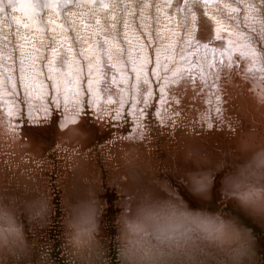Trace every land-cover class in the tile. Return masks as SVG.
Instances as JSON below:
<instances>
[{"label": "water", "instance_id": "water-1", "mask_svg": "<svg viewBox=\"0 0 264 264\" xmlns=\"http://www.w3.org/2000/svg\"><path fill=\"white\" fill-rule=\"evenodd\" d=\"M58 15L66 35L43 21L40 38H21L11 16H3L9 28L0 38V264H264V214L224 186L230 171L264 151L256 133L264 131V106L235 107L241 94L254 96L239 93L240 84L264 85V27L243 19L234 29L215 27L226 49L242 52L237 60L187 31L144 28L138 13L130 29H103L108 34L100 38L77 33L63 11ZM246 60L248 69L235 76L233 65ZM189 153L214 173L207 197H193L183 182L194 170ZM157 178L169 181L190 211L228 222L226 234L196 251L153 252L158 246L146 238L136 242L145 249L137 255L123 209L141 184ZM86 191L101 210L90 219L85 209L72 231L69 207ZM14 243L19 250L10 251Z\"/></svg>", "mask_w": 264, "mask_h": 264}, {"label": "clouds", "instance_id": "clouds-1", "mask_svg": "<svg viewBox=\"0 0 264 264\" xmlns=\"http://www.w3.org/2000/svg\"><path fill=\"white\" fill-rule=\"evenodd\" d=\"M194 170L184 177V184L193 197H207L212 188L214 173L205 170L191 153L185 157ZM194 178L203 184H194ZM225 191L247 197L254 206L264 199V151L235 170L230 171L224 181ZM44 215L49 211L44 204ZM87 210L91 219L100 210L99 200L94 192H84L68 210L67 226L79 231V220ZM2 219V217H0ZM122 226L134 246L137 255H144L145 249L137 241L150 238L153 244L165 251H196L216 244L228 231L229 224L218 215L190 211L186 202L178 198L172 185L166 179L149 180L141 184L136 193L129 197L122 213ZM14 243L9 250H19Z\"/></svg>", "mask_w": 264, "mask_h": 264}, {"label": "bare ground", "instance_id": "bare-ground-1", "mask_svg": "<svg viewBox=\"0 0 264 264\" xmlns=\"http://www.w3.org/2000/svg\"><path fill=\"white\" fill-rule=\"evenodd\" d=\"M78 1L79 3L72 6V3ZM60 0L58 4H52V0H0V38L3 36H7L9 22L7 18H3V16L8 15L14 20V28L17 30V34L21 37H32V38H40L44 37L43 27L40 25L43 21H46L51 28V31L56 32L58 35H66L64 28H61L63 21L59 19V11H63L66 17L69 18V21L72 25V29L76 30L77 33H82L87 31H92V33L100 32L97 35H94L95 38L104 37L106 34L103 29H113V31L123 29L124 25H128L127 29L131 28V18L138 13V17H135L139 20L140 26L147 28L151 27V19L155 18V26L158 24L162 25L161 28L171 27V23L174 19H171V15L174 13L170 12L167 8V4H169V0H157V4H155V8H153L152 15V2L155 0ZM216 1H222L221 4H227L230 6H235L236 3L234 0H209L208 3L214 2L212 6L210 5H202L201 3L194 4L196 6L197 11H201L204 14L208 13H216V9H221L220 4H216ZM249 1V0H248ZM165 4V6H163ZM183 6H187L189 4V0H183L181 2ZM245 4H248L247 2ZM254 5V4H250ZM75 6V7H74ZM123 6V9H122ZM262 6V5H261ZM122 9V10H121ZM57 10V11H56ZM120 11H122L120 13ZM206 11V12H205ZM177 13V12H176ZM218 13V12H217ZM189 16H193L191 12H189ZM202 16V15H201ZM235 20H240L241 17L237 13L236 15H232ZM246 16V15H245ZM205 18V15L202 16ZM133 19V21L135 20ZM55 20V23H49L48 20ZM105 19V20H104ZM208 19V17L206 18ZM33 21L35 24L30 25V21ZM193 20H195V16H193ZM226 20H228L226 18ZM211 23L210 32L213 34L215 27L220 25L219 19H210ZM110 22H113L110 24ZM25 25L24 28H20L16 24ZM128 23V24H127ZM234 21H230V25H235ZM166 24V25H165ZM215 24V25H214ZM81 25V26H80ZM84 25V27H82ZM130 25V27H129ZM86 26V27H85ZM165 26V27H163ZM40 30H38V29ZM125 29V30H127ZM160 29V28H157ZM149 30V29H148ZM161 30V29H160ZM10 32V31H9ZM39 32V33H38ZM190 33V30L188 31ZM164 34H167L166 32ZM170 34V33H169ZM107 36V35H106ZM230 48V47H229ZM232 49V47H231ZM239 51V50H238ZM239 56L238 60L242 58L241 53L238 52ZM233 57V56H232ZM243 67V66H241ZM244 68V67H243ZM241 70L244 72L246 69ZM240 71V70H239ZM264 89V85L259 86L256 83L249 84H240L238 91L239 93H247L254 95L252 98L241 94L237 101L235 107L238 109L245 110L247 112L252 111H261L260 109L264 106V92L262 94H258L259 90ZM230 90L234 93H237L235 89ZM234 103V102H233ZM262 119V121H261ZM260 127L264 126V114L259 115ZM252 124V123H250ZM258 133V136L264 138V133L261 130ZM47 132H44L42 136L47 135ZM30 136L37 137L38 134L31 133ZM32 137V138H33Z\"/></svg>", "mask_w": 264, "mask_h": 264}, {"label": "rangeland", "instance_id": "rangeland-1", "mask_svg": "<svg viewBox=\"0 0 264 264\" xmlns=\"http://www.w3.org/2000/svg\"><path fill=\"white\" fill-rule=\"evenodd\" d=\"M208 1L209 0H189V4H187V6H183V4H181L183 0H169V4H167V8L165 9L169 10L171 13L173 12L174 15H171L170 18L171 19L175 18L176 20H173L172 22H170L171 27L166 28L165 26H163L165 27L164 31L174 33V31L176 30L180 31V29L182 31H187V32L190 30L189 37L192 40H195L199 43H208V45L218 44V47L219 45H221L220 46L221 52H224V53L227 52V54H229L231 58L237 59V57L239 56L238 50L240 49L239 48H232V49L227 48L226 49L225 48L226 43L222 41L223 39L222 40L217 39L216 37H214V33L212 34L210 32L209 28L211 26V23L209 20L210 19L214 20L216 18V19H219L220 24L226 23V25L229 24L231 20L234 21L235 23H238V20H235L234 17L232 16V15H236L237 17V13H238L241 17V20L242 19L244 20L243 23L245 25H252V27L255 29L260 28L258 29V31H261L264 27V15H263L264 14V0H249V1L248 0H234L236 3L235 6H230L227 4L223 5L221 4L222 1H216V4H220L221 5L220 7L222 8L216 9L215 14L214 12L208 13L205 11L206 13L204 14L201 11H197L196 6L194 4L201 3L202 5H210V6L214 4V2L213 4L212 3L209 4ZM246 2L248 4H245ZM155 4H157V0L152 2V15H154L153 8H155ZM250 4H254V5H250ZM163 6H165V4H163ZM189 12H191V14L195 16V20H193V16H189ZM201 15L202 16L205 15V18H203ZM207 17L208 19H206ZM226 18L228 20H226ZM253 19L257 21H254ZM236 25L237 24L231 25V28L234 29ZM154 26H155V18L154 19L152 18L151 28H153ZM157 28H160V27L157 26ZM164 31L163 33H165ZM95 33L99 34L100 32L97 33L96 31ZM250 64L251 63L248 60L244 61V63L235 64L233 65L231 71H233L235 76L240 75L242 68L244 67L243 69H248ZM231 71H228L229 75H231ZM231 89H234V87L231 86Z\"/></svg>", "mask_w": 264, "mask_h": 264}, {"label": "snow or ice", "instance_id": "snow-or-ice-1", "mask_svg": "<svg viewBox=\"0 0 264 264\" xmlns=\"http://www.w3.org/2000/svg\"><path fill=\"white\" fill-rule=\"evenodd\" d=\"M194 184H203V180L194 178ZM242 202L252 208L254 212H258L260 214H264V199L261 200L260 204L258 206H254L253 203L247 198V197H242Z\"/></svg>", "mask_w": 264, "mask_h": 264}]
</instances>
